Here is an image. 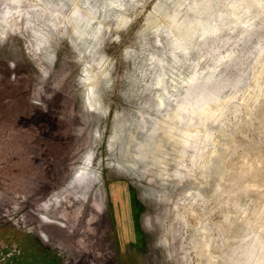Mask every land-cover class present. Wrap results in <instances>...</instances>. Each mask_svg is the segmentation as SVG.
<instances>
[{
	"label": "rangeland",
	"instance_id": "374dc122",
	"mask_svg": "<svg viewBox=\"0 0 264 264\" xmlns=\"http://www.w3.org/2000/svg\"><path fill=\"white\" fill-rule=\"evenodd\" d=\"M179 1L0 0V232L62 264H236L242 246L264 264V0H210L224 25L188 56ZM77 4L97 38L72 31ZM86 167L94 185L75 184Z\"/></svg>",
	"mask_w": 264,
	"mask_h": 264
},
{
	"label": "bare ground",
	"instance_id": "6f19581e",
	"mask_svg": "<svg viewBox=\"0 0 264 264\" xmlns=\"http://www.w3.org/2000/svg\"><path fill=\"white\" fill-rule=\"evenodd\" d=\"M10 1L12 3H14V2H17L18 3V2H21L23 0H10ZM35 1H38V0H35ZM185 1L186 0L180 2V4L183 3V2L185 3ZM116 2H113V3L116 4ZM180 8H181V6H180ZM80 11H81V13L84 14V17H80V15H79ZM190 11L193 13V16L192 17H189L186 14V15L181 16V17L177 15V16H173V17L170 18L171 25H170L169 28L172 30V33H174V34L177 35V39L175 41L176 50H178L179 52L184 53V55H187L189 53L192 45H194L195 38H198V40H200L204 36L209 35V33L211 34V33L218 32L220 30V27L219 26L223 24V20H224V16L217 17L216 20L214 21L216 23V26H211L213 24L212 23V20H211V17L214 15V12H213V10L211 8V1L210 0H195V2L192 3V7H191V10ZM73 13H74L76 19L77 18H80V19L76 20V25L74 24L75 26L72 27V31L75 32L76 35L80 39H85V40H88L89 41L90 38H93V37L94 38H97L98 35L100 33H102V29L105 27V24L101 20V18H99L97 16L96 13H94L90 9H82V8H80L78 6V4L73 8ZM8 14H10V12H8L6 15L2 16L0 18V21H2L3 18L6 19L8 17ZM83 14H82V16H83ZM168 15H169V13H168ZM9 16H12V15H9ZM13 18H15V17H13ZM166 18H168V16ZM8 19H9V17H8ZM71 24H73V23H71ZM5 25L8 26L9 24H5ZM7 29H9V28H7ZM91 42H89V44ZM197 42H199V41H197ZM91 48H92V43L89 46V49H91ZM175 59L177 60L178 57L175 56ZM163 63L164 62H160V64L158 63V65H161L163 67L164 66ZM100 68H102L104 70V66L103 65ZM100 68H98V69H100ZM161 69H162L163 72H162V74L158 78V82L155 85L156 86L155 89H162V92H159L158 93V98H159V102H160V107H165V94L168 96L169 92H168V89L164 87V77L166 75H164L163 73L165 72V68L163 67ZM89 70H88V72H89L88 73V77L86 79V81H87V88H88V89H86L87 90V102H88L90 108L93 111H99L102 108H101V100H100V98L98 96V91H97L98 88L97 87H98V84H99V82L101 80V77H99V71L96 72L92 68V66H91V70L95 71V73H92V71L91 70L89 71ZM105 73H106V71H105ZM101 76H103V75H101ZM196 76L197 75H195L194 77H196ZM192 81H193V77L191 78V82ZM165 110H167V109H165ZM106 112H107V110H106ZM161 123L163 124L162 125V127H163V126L167 125V123H169V122L168 121H165V120H161ZM117 138H118V133L116 132L115 133V136H113V138H112V141L116 140ZM114 144H115V142H114ZM143 147H145L146 150H148L149 145H147V142H146V145H144ZM87 167H86V169L84 171L79 172L75 176L76 177V178H74L75 179V182H76L75 184H77V185H84L85 182H87L89 184H93L94 185V182H93L95 180V176L93 175L94 172L91 169L89 170V168H87ZM241 248H242V251L239 252L240 253L239 256L242 257V258H239L238 257V261H240V262H236V264H243V262H244V257L246 255V251L245 250H247V248H245L244 246H242ZM234 253H236V252L234 251Z\"/></svg>",
	"mask_w": 264,
	"mask_h": 264
},
{
	"label": "crops",
	"instance_id": "0c3cea01",
	"mask_svg": "<svg viewBox=\"0 0 264 264\" xmlns=\"http://www.w3.org/2000/svg\"><path fill=\"white\" fill-rule=\"evenodd\" d=\"M7 230L9 232H0V239L5 236L3 240L7 242L2 250L4 260L0 259V264H62V259L56 250L32 236H21V238L19 235L15 236L11 227Z\"/></svg>",
	"mask_w": 264,
	"mask_h": 264
}]
</instances>
